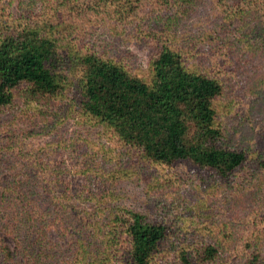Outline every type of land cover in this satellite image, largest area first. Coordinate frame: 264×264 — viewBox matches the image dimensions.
Here are the masks:
<instances>
[{
	"label": "trees",
	"instance_id": "1",
	"mask_svg": "<svg viewBox=\"0 0 264 264\" xmlns=\"http://www.w3.org/2000/svg\"><path fill=\"white\" fill-rule=\"evenodd\" d=\"M161 1L160 11L170 7L169 1ZM176 1L188 6L194 2ZM142 2L62 0L53 7V15L49 3L33 15L35 20L13 17L0 0V122L19 113L30 125L34 117H60V111L67 114L65 109L74 106L90 124L111 133L122 157L134 160L136 169L172 171L191 163L232 188L240 197L236 205L243 207L249 200L242 198L255 184L261 198L252 192L250 200L257 207H244L249 212L234 221L246 224L245 235L237 239L224 225L213 241L193 238L184 229L180 232L186 237L180 236L164 220L114 205L111 188L96 192L92 184L72 187L68 167L51 158L65 145L63 135L50 149L23 156L22 143L10 127H3L0 264H264V128L254 147H248L237 137L238 129L229 128L221 117V101L239 60L228 57L225 46L212 63L211 57L203 59L202 46L179 48L161 35L155 39L163 38L162 49L139 75L114 55L84 53L76 45L78 20L87 13L130 22ZM220 3L225 15L219 34L226 36L238 28V39L251 57L254 47L263 55L264 0ZM259 122L264 126L262 118ZM17 147L21 152L16 154ZM80 149L88 158V150ZM92 160L76 163L79 176L89 178ZM15 169L18 172L12 174ZM5 172L9 175L4 177ZM116 174L105 173L112 186L119 182Z\"/></svg>",
	"mask_w": 264,
	"mask_h": 264
},
{
	"label": "rangeland",
	"instance_id": "2",
	"mask_svg": "<svg viewBox=\"0 0 264 264\" xmlns=\"http://www.w3.org/2000/svg\"><path fill=\"white\" fill-rule=\"evenodd\" d=\"M61 1L2 0L13 17L32 16L33 19V15L39 14L49 3L52 6L49 15H53V7ZM166 1H169L170 7L160 11L158 8L164 5L161 0H143L130 22H117L99 12L87 13L82 20H78L80 30L74 39L76 45L78 44L84 53L89 50L114 55L139 75L145 74L151 58L162 49L165 43L163 38L155 39L161 35L172 40V45L179 48L202 46L206 52L203 59L211 57L212 63L219 60L222 47L226 46L227 56L239 62H235L236 76L233 82L228 83L226 95L221 101V117L228 123L229 128L238 129L236 135L244 140L246 146L254 147L257 135L264 128L259 122L260 118L264 120V76H261L264 75V54L260 55L261 51L254 47L256 53L251 57L250 51L244 49L245 43L238 39V28L226 36L219 34L225 15L220 0H194L189 6L181 1ZM71 21L77 23V19ZM227 37H230L228 42ZM231 49L236 54L232 53ZM253 91L259 94L253 95ZM65 110L68 113L60 111V117L57 114H49L44 119L34 117L31 126L28 121L20 120L22 115L19 113L4 117L0 122V139H4L6 135L2 132L3 127H10L11 133L15 134L20 144L22 143L24 156L30 151L38 153L40 149H50L49 146L55 145L56 139L63 135L66 139L65 145H56L60 150L53 153L51 158L58 165H65L66 169L68 167L66 177L72 187L81 188L92 184L96 192L111 188L114 196L109 199L114 205L131 207L150 217L164 220L171 224L174 230L179 231L180 236L184 235L180 232L184 229V232H188L193 238L206 237L213 241L222 233L220 231L224 225H228L225 231H232L237 239L245 235L246 224L235 222L240 213L257 207L252 203L253 200H250L252 192L261 198L259 188L254 187L255 184L252 185V190L247 192V196L242 198L246 203L249 200L244 206L248 208L245 210L243 206L236 205V200L240 197L235 196L237 193L232 188L226 187L227 185L222 184L215 175L201 171L191 163H181L172 171L155 170L149 166L136 169L134 160L129 156L122 157L120 147L113 141L107 129L90 124L80 113H76L74 106L71 110ZM32 127L36 130L33 131ZM82 147L88 150V158L83 156V150L80 149ZM15 152L17 154L21 149L17 147ZM23 156H19L21 162ZM91 159L93 171L87 175L89 178L79 176L77 167L80 165L76 163L84 164L85 160ZM108 171L117 172L116 176L120 177L115 186L108 181L111 177L105 175ZM17 172L15 169L12 174ZM7 175L9 172L4 173V177ZM262 189L264 193V186ZM181 244L182 242L178 243L179 247H182Z\"/></svg>",
	"mask_w": 264,
	"mask_h": 264
}]
</instances>
